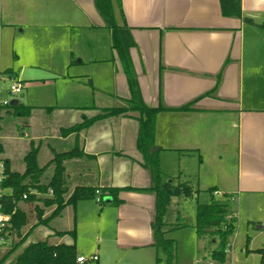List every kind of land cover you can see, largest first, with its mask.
Instances as JSON below:
<instances>
[{
  "label": "crops",
  "instance_id": "1",
  "mask_svg": "<svg viewBox=\"0 0 264 264\" xmlns=\"http://www.w3.org/2000/svg\"><path fill=\"white\" fill-rule=\"evenodd\" d=\"M21 1L20 13L27 22L42 29L47 26L46 37L49 39L55 36L62 39L64 54L71 59L70 67L77 64L75 56L86 52L87 30L96 35L90 40L106 41L97 49L103 52L108 47L112 50L111 59L107 55L105 59L93 58L91 63L110 62L114 67L112 89H100L105 96L114 99V107H95L98 113L91 117L81 114V121L77 112L66 123L59 121L52 132L48 129L43 133L35 132L31 139L30 150L33 146L41 152L42 146L47 145L51 152L48 163L56 154L73 150L82 153L65 163L67 199L78 187L93 188L102 194L101 203L90 199L78 202L75 207L66 206L49 224L54 231L53 241H49V234L45 235L44 241L54 246H74L75 264L78 257H85L91 251L88 264H167L154 246L157 198L149 190L153 185L152 176L143 167V158L137 148L138 114L106 118L79 132L63 135L64 130L101 114L100 110L126 106L131 98L123 65L112 47V31L105 26L94 0ZM120 2V6L115 2L116 22L130 31L134 44L130 57L144 103L149 108L171 109L161 112L156 120L155 145L161 150V174V168L169 166L168 155L199 157L196 177L201 204L211 201L210 190H214L213 198L218 201H230L231 205L238 201L242 223L256 224L257 231L264 233V34L261 29L264 2L242 0L244 15L254 24L224 17L220 0ZM55 29H58L57 34L52 32ZM83 63L80 59L78 65ZM7 72L16 77L14 71L8 70L5 74ZM189 104L191 111H174ZM29 108L32 111L28 121L35 109H44L48 113L68 110L65 114L73 113V109H94ZM31 126V122H26V128L31 129ZM3 152L1 146V157ZM2 160L11 170L14 168L7 159L2 157ZM180 176L183 174L175 177L177 182ZM184 176L190 175L187 172ZM185 183L191 187L190 183ZM109 189L121 190L119 205L108 196L106 190ZM40 200L37 197L31 203L19 204V210L33 213L23 238L39 225L35 210L37 206L42 208ZM177 200L182 203L186 199ZM54 209L44 211L42 219L50 217ZM229 218L236 221L237 234L236 211L232 210ZM188 227L181 223L173 229L166 224L165 238L175 243L173 264L210 263L208 260L215 251L209 258L198 260L201 248L198 239L217 237L199 234L195 224V232L186 235L189 250L186 246L181 248L183 236L177 232L183 233L182 229ZM174 230H177L176 235ZM15 238L19 242L22 240ZM212 242L215 244L214 240ZM234 246L235 241L234 245L226 246V254L232 255V259L236 256ZM262 250L264 245L256 246L253 240H246L242 254L259 257L256 264H261ZM203 251L205 254L206 249ZM19 255L11 259L15 260ZM95 256L98 261H91Z\"/></svg>",
  "mask_w": 264,
  "mask_h": 264
},
{
  "label": "rangeland",
  "instance_id": "2",
  "mask_svg": "<svg viewBox=\"0 0 264 264\" xmlns=\"http://www.w3.org/2000/svg\"><path fill=\"white\" fill-rule=\"evenodd\" d=\"M21 6V0H0V72L5 73L8 70H12L16 73V77L14 75L11 78H15V81L23 86V91L16 99L28 107H94V109L80 111L73 109L71 111L73 113L70 114H65L69 112L68 110L64 113H58V111L53 109L55 112L48 113L44 109H35V113L32 115L30 121L15 116H8L4 109L1 112L2 120L0 122V145L4 151L2 157L7 159L11 163V166L14 167L12 171L19 174L25 172L24 156L30 151L29 145L35 132L43 133L47 129L52 132L58 127L59 121L66 123L71 117H75V113L77 112L80 114L79 121H81L83 114H86L88 117L96 115L98 109L95 107H112L114 105V99L105 96L100 91V89L105 88L112 89L113 64L110 62L106 64L91 63L93 58L105 59L107 55L111 56H109L110 59L112 58V50L110 48H105L103 52L97 49L99 45H105L106 41L102 39L96 42L90 40L96 37V35L93 31L87 30L85 33L87 40L85 44L86 52L85 54H81L82 56H75L74 61L77 64L70 67L71 59L68 60L64 54L62 39L57 36L49 39L46 37L48 35V31H46L47 26L42 29L39 25L27 22L20 13ZM20 23H22L21 26H19ZM8 25L12 27L7 28ZM261 29L264 34V27H261ZM57 30L55 29L52 32L57 34ZM82 47L83 45H81ZM80 59L84 61L83 65H78ZM11 83L10 78L5 80V83L2 85L3 89L6 90ZM100 83H102V86ZM2 98L11 99L10 95L5 91L2 94ZM26 122H31V129L25 127ZM63 135H65L64 131ZM47 148V145H43L41 152H39V167L49 166L48 161L51 159V152ZM168 156V168H161L162 180L164 182L173 180L175 184L188 182L197 191L198 182L196 176L198 168L196 167H198L199 157ZM2 157L0 156V161H3ZM45 169L42 180L47 183L52 177L53 168L47 167ZM187 172L190 176L185 177L184 173ZM180 174H183V176H180L181 179L177 183L175 177ZM198 202L202 203L200 200L197 201L196 198H188L182 203L177 198H173L164 218L165 224H168L173 229L181 223L189 226L186 229H182L183 233H179L177 230L173 232L174 235H176V231L177 234L183 236L182 241L186 245L181 243V248L186 246L189 250L186 235L195 232L193 226L197 222ZM227 204H229V207L231 206L229 208L230 212L232 210L236 211L238 220L237 234L235 233L236 235H232L226 240L227 248L228 245H234L235 241L233 248V250L235 249V258L232 259V255L228 253L223 263L209 258V255L213 251L218 250L221 243L220 238L217 237L212 238L215 244L210 239H198L201 247L198 260L201 261L206 257L209 258L208 261L211 264H256V260L259 257L255 255L245 256L242 254V250L245 249L246 240H253L256 246L264 245V233L257 231L258 225L256 224L248 225L245 221L242 223L238 201L232 205L228 201ZM178 219H180L179 222ZM29 231H31L30 235L14 251L11 258L19 255L30 244L44 241L46 234L51 236L49 241H53L52 234L54 231L52 224L44 228L42 225H37ZM173 234L171 233V237ZM175 238L178 239L177 236ZM18 240L17 238L9 239L7 247L13 249L15 244L19 242ZM205 249L207 253L205 252L204 254L203 250ZM90 256H92V251L85 258L88 259Z\"/></svg>",
  "mask_w": 264,
  "mask_h": 264
},
{
  "label": "trees",
  "instance_id": "3",
  "mask_svg": "<svg viewBox=\"0 0 264 264\" xmlns=\"http://www.w3.org/2000/svg\"><path fill=\"white\" fill-rule=\"evenodd\" d=\"M115 2L121 5L120 0H94L96 9L101 15L104 24L112 31L113 49L118 54V57L123 65L127 78L131 98L127 101L126 106L113 109L100 110L101 114L91 120L85 121L81 125L74 126L64 130L65 134L79 132L82 129L90 127L97 121L126 116L129 113L138 114L139 118V133L137 140V148L143 158V167L148 170L152 176L153 185L149 189L156 194V217L154 222V246L157 247L162 256H164L167 264H173L175 260V243L172 240L166 239L164 229L166 224L164 218L168 207L173 198H196L198 199L199 192H195L187 183L175 184L173 180L164 182L159 167L160 149L155 145V128L157 116L164 111L171 109L160 106L159 108H149L144 103L138 79L135 75L132 60L130 57V49L134 46L129 29L118 26L116 22ZM221 11L224 17L234 18L243 21L246 24H254V22L244 15L242 9V0H220ZM122 13V12H121ZM261 27H264L262 25ZM13 76L12 72H7ZM5 109L8 116H15L22 119H28L31 114V109L24 105L18 107L8 106L0 107V122L2 120L1 112ZM53 108H49L51 110ZM191 104L175 109L174 111L187 112L191 111ZM1 153V150H0ZM39 150L32 146L31 150L25 157L26 169L23 174L13 172L8 163H5L7 180L4 188L9 190L11 194L6 200V212H12L18 203H21L24 194L31 190H36L42 195H47L50 190L54 195L51 198H40L42 208L36 207V217L39 225L49 226L52 219L59 217L65 210L66 206L73 207L80 201L95 199L96 190L87 187H78L74 190L71 196L67 199L68 189L65 173V163L68 160L80 157L82 153L73 150L67 153L56 154L53 160L49 163V167H53V175L49 182H43L45 168H40L38 165ZM108 196L112 197L115 204L121 202L118 195L120 189H109ZM212 196L208 204L198 202V213L196 230L199 234H211L214 237L220 238V248L212 254V259L223 263L226 258V240L236 232V221L229 218V204L221 202L213 198L214 190H210ZM34 197H29L24 203H31ZM67 199V200H66ZM55 208L50 217L42 219L44 211ZM32 211L17 210L13 216V230L15 236L22 238L20 242L15 244L14 248L7 254L5 260H10L14 251L19 248L25 241L26 237H22L24 229L29 225L32 219ZM262 256L261 264H264V250L260 252ZM160 258L158 259V261ZM15 264H75L76 252L74 246L60 244L57 246L51 245L48 242L40 241L30 244L24 251L14 260Z\"/></svg>",
  "mask_w": 264,
  "mask_h": 264
},
{
  "label": "built area",
  "instance_id": "4",
  "mask_svg": "<svg viewBox=\"0 0 264 264\" xmlns=\"http://www.w3.org/2000/svg\"><path fill=\"white\" fill-rule=\"evenodd\" d=\"M11 79L12 83L11 85L4 90L2 85L5 83V80ZM7 92L11 99H3L2 94L3 92ZM23 91V86L15 81V78H11L8 74L1 73L0 72V107L6 108L8 106H11L12 100H15L18 95L21 94ZM8 176L6 173V167L5 163L3 161H0V264H15L14 259L5 260L7 254L12 250L11 248L7 247L8 240L11 238L15 239L14 230H13V223L12 219L13 216L16 214L17 210H19V204L14 208V210L10 212H6V198L11 194L9 190H6L4 188V184L7 180ZM54 193L52 190L48 192L47 195H42L36 190H31L29 193L24 194L21 200L22 202L28 201L29 197L34 198H51L53 197ZM217 195V194H215ZM102 194L99 190L95 192V200L98 203L102 202ZM264 227V223H263ZM91 261H98V258L92 257L90 259ZM89 260L85 257H78L77 258V264H88ZM211 264V263H208Z\"/></svg>",
  "mask_w": 264,
  "mask_h": 264
},
{
  "label": "water",
  "instance_id": "5",
  "mask_svg": "<svg viewBox=\"0 0 264 264\" xmlns=\"http://www.w3.org/2000/svg\"><path fill=\"white\" fill-rule=\"evenodd\" d=\"M11 106L12 107H18V106H20V101L19 100H12Z\"/></svg>",
  "mask_w": 264,
  "mask_h": 264
},
{
  "label": "clouds",
  "instance_id": "6",
  "mask_svg": "<svg viewBox=\"0 0 264 264\" xmlns=\"http://www.w3.org/2000/svg\"><path fill=\"white\" fill-rule=\"evenodd\" d=\"M262 2H264V0H262Z\"/></svg>",
  "mask_w": 264,
  "mask_h": 264
}]
</instances>
